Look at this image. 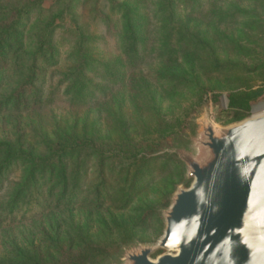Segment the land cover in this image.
<instances>
[{"label": "rangeland", "instance_id": "374dc122", "mask_svg": "<svg viewBox=\"0 0 264 264\" xmlns=\"http://www.w3.org/2000/svg\"><path fill=\"white\" fill-rule=\"evenodd\" d=\"M74 1L43 0L8 51L0 142L34 156L60 141L89 144L53 161L65 172L69 204H51L54 175L44 184L48 203L40 213L4 224L0 215V264H128L127 256L144 247L156 259L167 252L158 248L165 213L193 181L185 159L205 156L204 127L220 134L264 108V0H201L193 12L181 7L174 20L159 11L158 0H115L145 19V43L132 59L103 24L110 18L120 28L121 7ZM60 10L56 47L34 62L35 27ZM75 27L92 38L78 100L70 87L78 70ZM33 62L39 71L32 88L18 107L10 104ZM107 63L110 73L102 69ZM22 174L17 165L3 172L0 206Z\"/></svg>", "mask_w": 264, "mask_h": 264}, {"label": "water", "instance_id": "95a60500", "mask_svg": "<svg viewBox=\"0 0 264 264\" xmlns=\"http://www.w3.org/2000/svg\"><path fill=\"white\" fill-rule=\"evenodd\" d=\"M203 133L204 162L187 156L193 181L165 213L167 252L144 247L128 264H264V114Z\"/></svg>", "mask_w": 264, "mask_h": 264}, {"label": "trees", "instance_id": "16d2710c", "mask_svg": "<svg viewBox=\"0 0 264 264\" xmlns=\"http://www.w3.org/2000/svg\"><path fill=\"white\" fill-rule=\"evenodd\" d=\"M42 1L43 0H18L15 3H11L10 0H0V80L7 74L10 66L7 61L8 51H10L13 43L20 44L21 28L34 10L41 9ZM67 1H72V3L75 2L74 0ZM157 4L160 8L159 11L162 12L163 15H167L171 20H174L179 16L177 11H180L181 7L185 10L189 9L190 13L198 9V7H201L202 1L158 0ZM111 5L121 7V15L119 20H117V22L120 23V28H117V26L110 21V18H105L103 24L107 26L108 33L114 36L116 42L120 43V47L124 50L125 54L131 59L135 58L138 56V49L140 50L142 43L143 45L145 43L144 40L140 38L141 32L143 31L144 16L139 13L138 8L127 6L125 3L119 4L115 0H111ZM63 9L61 8V10ZM61 10L35 27L32 33V41L35 47L33 54L34 62L38 60V58L43 57L48 51L55 49V33L60 27V21L63 18ZM228 17L234 18V14H230ZM58 20L60 21L57 22ZM72 33H75V39L77 40L74 44L73 52L77 55L78 70L70 87L74 89V97L76 96L78 100L82 98L85 91V82H87V79L84 77V71L85 69L91 68L92 60L88 59L84 51L88 49L85 45L90 42L92 38L87 36L82 31L81 27H75ZM34 62L31 64L29 72L25 77L26 80L23 84L25 87L19 91H15L10 104L13 103L18 107L24 96V92L27 91L25 88H32V81L39 71ZM111 67L112 65L107 63L103 64L102 69H108V73H110L112 70ZM113 75L116 77V82L122 80H118V72H114ZM101 89L104 94L105 89L103 87ZM85 144L87 145L89 142L76 140L74 142L60 141L58 142L59 146L54 147V149L51 148L46 156H34L29 152L12 151L6 143L0 142V153L3 155L0 158V184L3 181L2 176L5 170H9L16 165L19 168H23V174L20 180L15 184L11 193L8 195L6 203L0 206V215L3 218L1 224L11 222L20 216L30 219L34 215L40 213L48 203L47 197L44 196L43 192L45 190L44 184L54 175L57 180L54 181L52 189L57 188L58 191L57 196L51 204L59 207L69 204L70 192L67 190L65 172L63 169L59 168V164L53 161L60 162L62 156L73 155L81 147L84 148ZM55 166L57 167V172L54 170Z\"/></svg>", "mask_w": 264, "mask_h": 264}, {"label": "bare ground", "instance_id": "6f19581e", "mask_svg": "<svg viewBox=\"0 0 264 264\" xmlns=\"http://www.w3.org/2000/svg\"><path fill=\"white\" fill-rule=\"evenodd\" d=\"M262 114H264V108L260 109L259 111H257V113H255L254 116H259V115H262Z\"/></svg>", "mask_w": 264, "mask_h": 264}]
</instances>
